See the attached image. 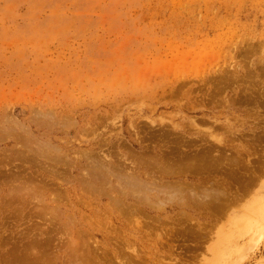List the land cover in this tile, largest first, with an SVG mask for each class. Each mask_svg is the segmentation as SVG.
<instances>
[{"label": "rangeland", "instance_id": "obj_1", "mask_svg": "<svg viewBox=\"0 0 264 264\" xmlns=\"http://www.w3.org/2000/svg\"><path fill=\"white\" fill-rule=\"evenodd\" d=\"M0 167V264H264V0H0Z\"/></svg>", "mask_w": 264, "mask_h": 264}, {"label": "bare ground", "instance_id": "obj_2", "mask_svg": "<svg viewBox=\"0 0 264 264\" xmlns=\"http://www.w3.org/2000/svg\"><path fill=\"white\" fill-rule=\"evenodd\" d=\"M200 155L201 154H197V155H195V156H187L186 158H189V160H188V162L187 163H189V162H191L190 164H191V167L192 168H204L206 171L208 170V168H209V170H211L212 171V168H213V170H215L214 168H220L221 167V164H222V159L224 160L225 159V157H223V156H217V157H215L214 159L213 158H208L205 154H203L201 157H200ZM200 157V158H199ZM146 158V160H147V157H145ZM145 158H143L142 157V159H145ZM152 158V157H151ZM154 158V160L153 161H157V163L160 165V167L162 168V170L160 171L161 173H160V176L162 177V178H164V176L165 175H167V173L170 175L171 173L170 172H172V171H174V165H172L171 166V164H166L165 165V162H167L168 161V159L165 161V159L163 160L162 158H159V157H156V156H154L153 157ZM182 159V158H181ZM139 160H141V158H139ZM148 160H150V158L148 159ZM229 160V161H228ZM226 159V162L228 161V163H230L231 162V160L232 161H234V163L235 164H237L238 162H237V160L235 159V158H230V159ZM236 160V161H235ZM159 161V162H158ZM163 161H165V162H163ZM180 161H182V160H180ZM186 161V160H185ZM132 162V161H131ZM140 162V161H139ZM138 162V163H139ZM143 162H145V161H143ZM151 163L150 161H147V163ZM224 162V161H223ZM226 162H224V163H226ZM141 163V162H140ZM186 162H184V164H185ZM193 163H194V165H193ZM196 163V164H195ZM233 163V162H232ZM231 163V164H232ZM233 163V164H234ZM172 164H174V162L172 163ZM175 164H176V162H175ZM178 164V163H177ZM177 164H176V166H177ZM184 164H183V162L182 163H180L179 162V166L181 167V165H182V167L184 166ZM190 164H189V166H190ZM135 165V164H134ZM136 165H138V164H136ZM143 165V164H142ZM144 165H146V164H144ZM151 165V164H150ZM150 165H148V166H150ZM186 165H188V164H186ZM186 165L184 166V168H186ZM193 165V166H192ZM136 167H138V166H136ZM147 167V166H146ZM150 167H152V166H150ZM173 167V168H172ZM1 168V167H0ZM190 168V167H189ZM195 169V170H196ZM159 170V169H158ZM163 170H165V172L163 171ZM168 170H171V171H168ZM218 170V169H217ZM153 171H156V170H153ZM167 171V172H166ZM197 171V170H196ZM199 171V170H198ZM159 171H157V173H158ZM203 172H204V170H203ZM230 172V171H229ZM163 173L165 174L164 176H163ZM148 175H150V174H148ZM13 176H15V175H13ZM17 176V175H16ZM168 176V175H167ZM157 178V177H156ZM30 180H31V178H30ZM34 180V179H33ZM152 180H153V176H152ZM154 180H155V178H154ZM155 181H157V179L155 180ZM154 181V183H156ZM158 181H160V180H158ZM139 182V181H138ZM140 183V182H139ZM166 183V182H165ZM142 184V183H141ZM141 184H139L138 186L137 185H133V186H137V187H141ZM157 184H159V186L160 187H162L161 185V182L160 183H158L157 182ZM208 184V183H207ZM188 185V184H187ZM222 185H224V184H222ZM130 186V185H129ZM166 186H168V187H170V189L172 188V189H176V190H180V191H185V193L187 194L186 196L189 198V201H191V202H193V203H195L196 204V206L197 205H199V206H203L204 208L206 207V208H210V207H212L213 209H215L216 210V208L215 207H217V208H221V210L224 208V206L223 205H225V206H227V203L226 202H223L222 200H221V197H223V195H225L226 193H225V191H223V190H214V189H210V191H213L212 193H210V192H208L209 190H207L205 187H203L202 189H201V192H200V194L202 195V197H206V195H208V197H206L207 199H203L201 196H200V198L198 197L199 195L197 194V192L195 191V190H184L183 188L184 187H179V186H177V185H171V184H167ZM184 186H186V185H184ZM190 186V185H189ZM197 186V185H196ZM187 188H188V186H186ZM185 187V188H186ZM193 187V186H192ZM207 190V191H206ZM168 191H171V190H166V192H168ZM173 192V191H172ZM175 192H177V191H175ZM183 193V192H182ZM180 195V194H179ZM205 195V196H204ZM155 196H157V195H155ZM174 196V195H173ZM196 196V197H195ZM182 199V198H181ZM141 203H143V202H141ZM233 202H232V200H231V204H232ZM182 204H184V203H182ZM228 205H230V203L228 202ZM129 206V205H128ZM201 208V207H200ZM137 210V209H136ZM140 210V209H139ZM218 210V209H217ZM131 211H133V213H134V211H135V209H131L130 210V213H131ZM212 211V210H211ZM129 212V211H128ZM185 220V219H184ZM183 220V221H184ZM188 220V219H187ZM189 220H191V219H189ZM144 222V221H143ZM140 223V222H139ZM31 243V242H30ZM32 245V244H31ZM33 248V247H32ZM31 248V249H32ZM26 250V249H25ZM99 251H101V250H99ZM27 255V254H26ZM15 256V255H14ZM27 258H28V256H26ZM16 258H17V256H16ZM18 260V259H17Z\"/></svg>", "mask_w": 264, "mask_h": 264}]
</instances>
